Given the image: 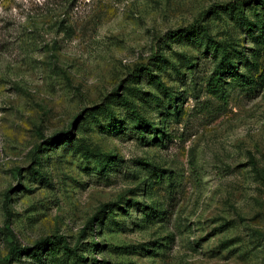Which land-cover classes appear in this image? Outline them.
Masks as SVG:
<instances>
[{"label": "rangeland", "instance_id": "rangeland-1", "mask_svg": "<svg viewBox=\"0 0 264 264\" xmlns=\"http://www.w3.org/2000/svg\"><path fill=\"white\" fill-rule=\"evenodd\" d=\"M257 4L0 0V264H264Z\"/></svg>", "mask_w": 264, "mask_h": 264}, {"label": "trees", "instance_id": "trees-1", "mask_svg": "<svg viewBox=\"0 0 264 264\" xmlns=\"http://www.w3.org/2000/svg\"><path fill=\"white\" fill-rule=\"evenodd\" d=\"M258 4L257 5H261L263 4V0H257ZM244 3H235V4H226L223 6H220V9H224L226 11H230V10H237L238 7L240 5H242ZM198 23H195L193 25H190L188 27L183 28L181 31L175 32L174 35H180V34H184L186 36H194V34L199 33V28H197ZM229 61L227 60L226 57H223L220 62L217 64V69L215 70L216 74L221 75L224 70L226 69V66L228 65ZM13 252H10V254H12Z\"/></svg>", "mask_w": 264, "mask_h": 264}]
</instances>
